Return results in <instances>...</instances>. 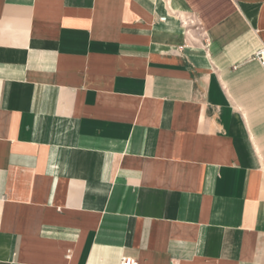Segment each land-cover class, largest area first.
Returning <instances> with one entry per match:
<instances>
[{"label": "crops", "instance_id": "0c3cea01", "mask_svg": "<svg viewBox=\"0 0 264 264\" xmlns=\"http://www.w3.org/2000/svg\"><path fill=\"white\" fill-rule=\"evenodd\" d=\"M264 0H0V264H264Z\"/></svg>", "mask_w": 264, "mask_h": 264}, {"label": "built area", "instance_id": "2783aa9c", "mask_svg": "<svg viewBox=\"0 0 264 264\" xmlns=\"http://www.w3.org/2000/svg\"><path fill=\"white\" fill-rule=\"evenodd\" d=\"M258 59L264 64V47L258 52ZM135 259L132 257H125L122 260V264H135Z\"/></svg>", "mask_w": 264, "mask_h": 264}]
</instances>
